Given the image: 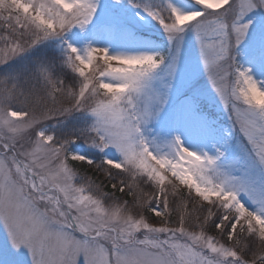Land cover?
Segmentation results:
<instances>
[{"label":"snow or ice","instance_id":"obj_1","mask_svg":"<svg viewBox=\"0 0 264 264\" xmlns=\"http://www.w3.org/2000/svg\"><path fill=\"white\" fill-rule=\"evenodd\" d=\"M0 264H264V0H0Z\"/></svg>","mask_w":264,"mask_h":264}]
</instances>
